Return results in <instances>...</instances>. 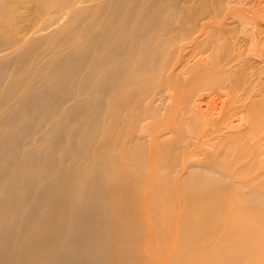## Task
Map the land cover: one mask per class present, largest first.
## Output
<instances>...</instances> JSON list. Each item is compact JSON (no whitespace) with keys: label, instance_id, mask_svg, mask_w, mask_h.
Instances as JSON below:
<instances>
[{"label":"bare ground","instance_id":"bare-ground-1","mask_svg":"<svg viewBox=\"0 0 264 264\" xmlns=\"http://www.w3.org/2000/svg\"><path fill=\"white\" fill-rule=\"evenodd\" d=\"M181 1L0 0V264L264 258L263 97Z\"/></svg>","mask_w":264,"mask_h":264},{"label":"rangeland","instance_id":"rangeland-1","mask_svg":"<svg viewBox=\"0 0 264 264\" xmlns=\"http://www.w3.org/2000/svg\"><path fill=\"white\" fill-rule=\"evenodd\" d=\"M43 1H47L48 3L50 2V0H43ZM181 2L182 3H185L184 0L181 1ZM201 2H203V3H201ZM185 4L186 5L187 4H189V5L190 4H192V5L195 4V5H197L195 7H198V8H201V7L203 8V6H204L205 7V10L211 9L212 11L211 10L205 11V12L211 11L209 14L205 13L206 16H207V20H209V22L210 21L212 22L211 23L213 25V26L211 25L212 26V28H211L212 30H213L214 27L217 28L218 30H220V36H221V40L219 42L220 46H218L217 48H215V50L213 52V54L215 53L214 55L211 54L212 51H209L208 53H206L205 55L207 56L206 57L207 60H205L203 64H199L198 66L199 67H202L206 72H211L212 69L210 67L211 66L210 60H211V62H213L212 64L215 65V63H219L222 60V57L223 56L225 57V58L223 57L225 59L224 61L227 62L228 59H229V57H231L232 54H239L241 57H238V60L232 61L230 63L231 64L230 65L231 67L229 66V68H227L226 78L227 79L228 78L230 79L228 81L229 84H234L235 82L237 83V82H243V81H244L243 83H245L246 82L245 79H247V82L249 80H251V81H254L255 80V82H256L255 83V86L256 87L254 88L253 94L254 95L256 94L257 96L256 95L255 96L252 95V96H254L255 98H257L258 96L259 97H258L257 100L256 99L253 100L254 97L251 98L252 99V102L259 101V99L262 98V97L264 98V93H263L264 92V90H263L264 88L263 89L261 88V86L264 85V58H263L264 57V0H189ZM213 8H215V9H213ZM229 11H231V12H229ZM208 15H209V17H208ZM256 17L259 20L256 19ZM217 21H218V23H214V22H217ZM188 22H191V21L188 19L187 23ZM192 23L193 22H191L190 25H192ZM188 25H189V23H188ZM215 28H214V30H215ZM251 44H253V45H251ZM251 46L254 47L253 50H252V47ZM222 50H224L225 52H223ZM255 50H257V51H255ZM253 51L256 52L257 54L254 53ZM41 52H42V50H38L32 57L28 58L24 62V64L22 65V67L19 70L12 72L13 73V76L14 77L22 78V82H25V81H28V80H35L36 79V74H33V75L30 74L29 71H28V66L31 64V62H33L35 60L36 56L38 54H40ZM250 52H252V53H250ZM211 55H213L215 59L217 58V61H213L214 58ZM211 57L213 59H209ZM218 59H220V60H218ZM195 61H197V60L194 59V60H192L191 63L193 64V63H195ZM237 61H239V63ZM233 62L234 63L236 62V63L233 64ZM13 63H14V61H13ZM222 64H218V65H222ZM10 67H11V65H10ZM212 68H215V66L213 67V65H212ZM12 69H13V67H12ZM12 69L10 68V70H12ZM255 69L258 72L255 71ZM250 71H252V72H250ZM256 75H257V77H256ZM243 76H245V77H243ZM260 76H261V78H260ZM234 78L241 79L242 81L241 80H238L237 81ZM243 83L241 84V87H242ZM258 83L261 85L260 88H258V86H259ZM256 88H258L259 90H257ZM259 91L260 92L262 91L260 93L261 96H260V94H258ZM212 92L213 91L210 90V89L209 90L208 89H203L200 92V98H202V96L204 98L202 100V105H203L204 108L207 107L206 105H208V102L210 100L212 101V105H214L213 102L215 103L216 107H220L223 101H225L227 105H230V102H227L229 96L227 97V96H223L222 95V96H219V97L217 96L218 98H216V97H213V96H215V94H212ZM262 93H263V96H262ZM204 94H206V95L204 96ZM207 94H209V95H207ZM210 94H212V95H210ZM207 96L211 97V99H209ZM212 97L213 98H216V99H213ZM207 98L209 99V101H208ZM263 98H262V100L259 101L260 102V106H259L260 109H262V106L264 105L263 104L264 102L262 103V101H264ZM217 99H219V100H217ZM256 103H258V102H256ZM223 104H224V102H223ZM256 105H259V104H256ZM261 112H260L261 119H264L262 117L263 115H262ZM263 114H264V112H263ZM236 116H239V113ZM236 116H233L235 119L233 120L232 126L235 125V123H238L237 121H239V119ZM234 129H235V127H234ZM234 129L232 128V130L231 129H229V130L233 131ZM263 129H264V126H263ZM229 130L228 129L225 130L226 136L228 134V137H227V139L226 138L223 139V141L230 139L229 137H231V136H232L231 138H233L234 135L236 136V135L239 134V133L238 134L236 133V132L239 131L238 128L235 129L237 131L234 130V132H231V133H230ZM233 133H234V135H233ZM263 133L264 132H262L261 134H263ZM229 134H230V136H229ZM238 136H236L235 138H237ZM220 138H222V137H220ZM216 140L218 141V138ZM225 143H229V141L228 142L226 141ZM230 145H231V147H229V148L232 149V150H230V154H229L230 156L229 155L228 156L231 159V161L228 160L229 162L228 161L226 162L227 164H229V166L234 162V159L237 158L238 155H239V148L236 147V145H233V146H232V144H230ZM234 167L235 166L232 167V170H233ZM193 234H195V233H193ZM256 242L257 243L264 242V237L263 238H259V240L255 241V244H256ZM211 246L208 245V247L205 249L204 252L207 253L210 250V247ZM227 247L233 248V246H227ZM257 259L259 261L256 260V262H254L253 264H264V258H261L260 256L257 255Z\"/></svg>","mask_w":264,"mask_h":264}]
</instances>
